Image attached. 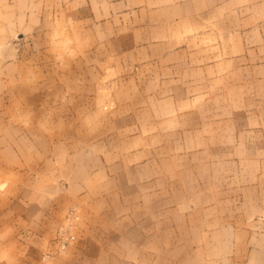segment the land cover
Instances as JSON below:
<instances>
[{
  "label": "rangeland",
  "instance_id": "1",
  "mask_svg": "<svg viewBox=\"0 0 264 264\" xmlns=\"http://www.w3.org/2000/svg\"><path fill=\"white\" fill-rule=\"evenodd\" d=\"M257 3L238 30L218 34L200 10L192 31L176 30L174 17L137 16L138 0H0V72L33 75L34 98L47 91L49 104L82 109V121L98 111L95 134L82 126L80 136L106 135L97 172L111 167L95 190L78 192L85 217L72 210L54 231L58 256L37 260L24 233L0 224V264H232L264 243L255 240L264 208L252 207L264 199L255 191L264 159L245 158L262 146L248 126L264 121ZM60 230L74 237L65 247Z\"/></svg>",
  "mask_w": 264,
  "mask_h": 264
},
{
  "label": "crops",
  "instance_id": "2",
  "mask_svg": "<svg viewBox=\"0 0 264 264\" xmlns=\"http://www.w3.org/2000/svg\"><path fill=\"white\" fill-rule=\"evenodd\" d=\"M257 1L264 0H138L144 10L138 11L137 16L174 17L176 30L192 31L194 15L200 10L206 30L219 34L238 30L240 27H235V23H240L244 13L250 16ZM241 4H247L243 12L240 11ZM260 8V12L264 11V5ZM106 9L113 12L112 7ZM94 14L100 13L94 11ZM88 15L91 14L88 12ZM182 15L184 20L177 22ZM226 15L232 17V22L228 19L225 25ZM235 16L238 17L236 21ZM109 25L113 29L117 23H104L98 28L104 30ZM122 57L114 60L123 61ZM13 77L20 79L19 85L11 84ZM32 79L33 75L0 72V224L8 232L24 233L27 254L40 260L43 255H59L58 244L53 241L54 231L72 210H76L75 217H85L87 210L83 200L86 198L78 192L95 190L111 167L104 161V170L97 172V145L101 143L99 140L107 139L106 135L80 136L82 126L93 127L95 134L98 111L82 121V109L75 112V107H66L59 101L49 104L47 91L43 94L44 90L40 89V95L34 98ZM7 80H10L8 85ZM259 112H264V105ZM67 127L72 129L73 136L65 135ZM248 129L249 140L252 141L255 135L262 146L258 147L257 155L243 157L264 159V121L249 125ZM83 143H88L89 147L79 146ZM99 149L106 151V143ZM82 153H87L91 160L82 158ZM78 176L80 179L76 178ZM255 191L264 193V185H256ZM261 197L256 196L252 207L264 208ZM262 213L261 217H264ZM255 240H264V233L258 234ZM236 256L230 261L232 264H264V243L250 246L245 251L240 249Z\"/></svg>",
  "mask_w": 264,
  "mask_h": 264
},
{
  "label": "built area",
  "instance_id": "3",
  "mask_svg": "<svg viewBox=\"0 0 264 264\" xmlns=\"http://www.w3.org/2000/svg\"><path fill=\"white\" fill-rule=\"evenodd\" d=\"M59 238L63 247H65V245L69 243L71 240H74V237L67 236L63 230H60Z\"/></svg>",
  "mask_w": 264,
  "mask_h": 264
}]
</instances>
